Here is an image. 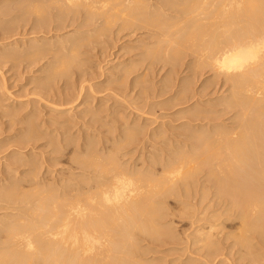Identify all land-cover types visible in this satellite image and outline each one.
<instances>
[{
  "label": "rangeland",
  "instance_id": "1",
  "mask_svg": "<svg viewBox=\"0 0 264 264\" xmlns=\"http://www.w3.org/2000/svg\"><path fill=\"white\" fill-rule=\"evenodd\" d=\"M17 1L19 2L20 0H15V1L13 0L14 3L12 2H6L7 4L0 3L1 11L5 10L4 7L6 6L9 7V4H11V6L16 4ZM44 1L42 0L41 2L44 6L47 4V6H45L47 7V11H44L45 13L48 12L49 10L50 11L54 10L53 8L49 9L51 5L55 4L56 6L59 4L57 0H55V2L54 0L52 1L50 0L53 4L49 0H46L47 3L44 4L43 3ZM145 1L147 2V0H144L142 2L140 1L142 3V6L145 4L144 6L145 8H147L148 7L147 5L150 4L151 2L152 7L150 4L149 5L150 8L148 7L147 9H149L150 12L153 11L154 13L153 12L149 13V10L147 9L145 10L148 12L149 15L147 14V12L144 13L143 10L144 7L138 10V12H142L143 15L147 14L146 15L147 17L150 16L151 14L152 17L150 16L151 19H149V22L146 16H145L146 21L145 18L141 16L142 13L140 14L139 17L138 12L136 13L135 11L127 12L129 15L128 16L126 15L127 13L125 10L122 11V8L121 10L119 8H118L119 10L117 8H113L114 10L111 9L116 4V2H118L119 5L120 4L127 5L128 0L127 1L113 0V3L112 0H110L108 1L109 4H107V7L104 8L105 10L103 8L102 10L100 7L97 8V10L95 9L96 11L92 10L91 12L92 14L94 13L96 17L99 16V18H97V20L95 21L96 17L91 19V15L86 13V11L90 8L89 7L90 4H87L88 9H86L87 5L83 4L85 3V0H83L81 6L77 7L75 5L78 11H76L77 10L76 7L73 6V4H71L72 7L67 12L68 14L66 13L64 16L54 15L55 18L54 17L53 18L55 20L51 18L55 22H57L58 19L61 20V21L59 20L60 22H63L61 23L63 24L61 25V27L62 26L64 27L62 28L60 27V29H56V28L49 29L47 27H44L43 30L41 26H40V30L36 29L35 27L39 28L38 26L39 24L35 27L34 25H36V23H42L41 20L40 22L39 19H37L38 22L36 20L34 21V19H36V16L34 17L33 14L32 15L34 19L31 18L32 16L29 15V13L28 14L26 13L27 14L26 15L24 12V15H26V17H24L23 15L21 16L23 11H20L21 12L20 13L17 10L16 11L13 10L14 16L16 15L15 18L18 19V20L16 19V21L22 24L24 27L22 26L18 27L19 29L21 28L20 31L18 28H16L17 31L14 30L15 29L14 28L13 29L14 32L11 33L12 32L11 31L9 33V38L7 37L8 34L7 36L5 35L8 39L6 37H3L2 35L3 33L0 34V53L3 55L1 56L0 54V188L3 185V189L5 190L6 189L5 187L8 188V186H6L8 184L6 183L11 184L12 182H14L15 184L17 183L16 181L23 183L22 189L20 186V191L21 192L26 191L27 193L29 192L32 193L34 191L35 184L39 185V183L40 186L38 187L41 188L48 187L50 189L51 187L58 188V186L59 187L63 186V188H69L70 186L71 188L74 187L76 188L78 187L76 185H78L80 180L82 181L80 182V184L85 183L89 181V179H92L93 176L101 174V171L99 172L98 169L93 170L94 172H90L91 175L90 173H88L89 171L86 173V170L82 168L84 167L83 166L84 163L82 162L83 160H86L87 158V161L91 160L90 162L95 164L94 160L96 159V164H98V166L100 164L103 165L107 164L106 168L104 167L105 168L104 170L110 167L108 166L109 159H110L109 165L110 164L113 165V160H115L114 166L119 167V169L122 168V170L123 169L128 170L133 174L134 178L136 174H138L136 178H140L142 176L144 178L145 176L153 178L151 179L153 180L152 181L153 184L151 183V186H148L150 185L149 183L148 185L144 184V187H146L148 190L149 187L150 189H153L152 187L153 185L154 187L155 185H157L158 187L160 185L159 188L157 186L155 187L157 190L153 189L154 193L157 191L156 193H158V196H160V198L158 199L156 198L155 199L156 202L154 201L153 202L154 204L153 203L151 204L152 206L155 207H157L156 206L157 204H160L158 205L160 208L161 207L163 208L164 206V208L161 211L164 212L162 214L163 219L159 220V222H161L160 225H158L159 223L157 225L155 224V226H157V229L161 231V233L158 234L152 233L148 236V234L145 233L146 234L145 235L141 230H138V232L136 230L134 233L136 236V240H134L135 239L134 236H132V239L134 240L135 243H137L136 244L137 246L134 245L133 241H131V238H129L130 240L128 238H127L128 240L125 238L123 240H126L125 242L131 241L134 247L131 245L132 244L131 242H127L125 244V242L124 243L122 242L123 240L121 241L122 243L120 242L122 245L118 244L119 246L121 245V248L118 247V245L114 246L115 251L117 250L116 247L120 249L119 252L121 253L120 255H122L120 257L126 259L128 257L127 255L129 254L128 251H130L131 254L135 252V254L133 253L132 255L133 258L135 255L134 258L135 260L134 259H133L134 261L132 259L130 260V257H132L131 254H129L130 256L127 259L131 262L133 261L134 264L135 262L137 264L138 261L139 262L141 261L143 264H258L259 262L253 260L252 257L248 254L250 253V251L253 252L254 250H256L258 252L255 253H257L258 255L260 254L259 259L262 261L264 260V253L262 252L264 251V233H263L264 231L262 232V235H260L261 233L255 232V235L256 233L259 234L256 236H254V233L251 234L250 232L245 231V228H243L244 231H242L243 226L240 225L241 224L240 222L234 224L232 220L228 219L229 217H231V214L235 218V215L237 213H235L234 208H231L228 205L229 207L225 209V207H227L225 205H223L224 207L221 205L218 206L214 205V203H212V199L214 198L210 196L211 193L207 192L208 196L205 199V201L206 200L207 201L201 203L200 200L204 201V199H201V197L202 198L204 197V195L201 196V193L202 190L205 188L202 187L200 188L199 180L203 181L204 179L207 178V176L204 175L203 174L204 172L202 173L200 170L196 172L198 168H196L194 171V173H197L198 176L196 174L195 176H193L194 175L193 170L196 164H200L201 161L197 159L195 160L193 158V160H195L196 163L192 165L193 167L191 166L192 167L191 173L190 171H188L189 167H185L187 168V170L185 169L186 174L193 173L192 175L193 178L197 176L196 178H194V180L191 177L192 179L190 180V183L194 182L195 180H196L195 182L198 183L191 184L192 187L190 189H189L190 187L189 185H183V184L181 185L179 182V181L182 182L181 179L186 175L185 173L179 174L180 176L184 175L183 177L181 176L182 178H180V180L175 178L174 180L176 181L170 180L167 185L165 186L163 185L164 180L166 181L168 177L171 178V176L174 174L172 171L174 169L176 170L177 167H173V168L171 167V169L169 168L167 169V171L165 170L164 172L160 171L161 172L160 173L158 172L159 170L157 169L158 168L157 164L159 166L166 157L167 158L172 157V159H176L175 157H178V155L181 157L182 155L186 156L188 152L190 154L192 152L195 154H197L198 152L200 153L199 150L197 151V148L193 149L195 146H198V144L201 145L200 142L202 143V140L198 139V136L202 134V132H200L199 130L203 128L202 131H204L206 130V127H208L207 130L205 131V134L208 133L207 136H210V132H211L212 133L211 137L215 135V133H217L216 130L218 132L219 131L229 132L233 128V126H236V124L232 123V121L234 120L232 117H234L236 113L234 111H231L229 113L225 112V108H224L225 104L223 105L224 102H222V105H220L221 104L220 102L222 101L220 98L224 100L226 98L223 97L226 96L229 97V95L232 94L231 91L232 88L231 89L229 88L230 85L229 84L226 85L225 83L217 84V82L215 84L214 82L216 81L217 78L213 71L210 72L207 69H204L203 70L204 72L201 70V72L204 73L203 75L200 74L201 72L199 71L197 73L195 71L196 69L194 66L196 65L197 62L194 59H198V58L196 57L193 58V56L195 55L190 54L191 50H189L188 47L186 49L185 45L181 46V44L183 43H181L178 40L179 37L177 34H180L177 32V30L180 29L179 24L185 27V30H189L191 28L189 27V23H187L186 25H184L185 23L183 22L180 23V19H182L183 16H185L184 13H181V8L185 6L190 7L189 3L191 2H188L190 0H176V1L173 0V2H171V0H166L167 2L170 1L168 2V4L173 3L174 6L172 5L173 6L172 7L170 6L171 4L170 5L166 4L167 7L165 6V8L157 6L156 5L157 1L155 0H149L150 2L148 1L149 3H147V5ZM141 3L139 4L141 5ZM179 3L182 5H180ZM111 5L113 6L111 7ZM153 5L156 7H154ZM108 6H110V10H111L108 11L110 12L109 15H111L112 17L116 15L115 14L116 12L117 13L119 12V14H117L116 17L113 19L111 16L108 15V13L103 14L104 11L107 12L106 9L109 8ZM73 7L76 10H73ZM80 7H82V11L80 10L81 9ZM84 8L86 10H83ZM115 9H117V11ZM172 9H174V11ZM178 9L180 10V12H178L179 11ZM73 11H75L76 14L81 13L80 16L78 14L76 16L79 17L77 18L75 16L76 18L73 19V15H75L73 14ZM15 12L18 14V16L17 14H15ZM97 12L99 14L100 13L103 14L104 16L102 17L101 14L99 15ZM121 12L122 13L125 12L126 14L123 13L124 15L122 14L121 16L120 15ZM2 13H0V24L3 22L4 25V23L6 24L8 22L7 21L8 18H9L8 20L11 21L10 16L13 17V15L7 16L6 14H4V12ZM54 13H58V12L55 10ZM112 13H114V15H112ZM129 13L130 14L134 13L135 17L134 18L131 17ZM87 14L89 15V17L85 16ZM136 14L138 15L136 16ZM46 15L48 16L47 13ZM155 15H157L159 18ZM180 15L182 16V18H180L181 17ZM68 16L69 18H67ZM153 16L154 19L156 18L158 19L154 21L152 19ZM171 16L172 18L176 17L175 19L177 22L174 21L175 19H171ZM65 17L67 19L64 22L62 21V19L64 20ZM107 17L110 18L108 20L109 22L107 21L108 19ZM137 17L138 19L140 18V20H137ZM89 19L91 20L89 21ZM162 19L165 22L167 21L166 23L173 24L171 26L173 27L174 32H171L172 36H170L171 38L169 37V39L173 38L172 40H175V42L173 41V43L176 44H173L171 42L172 40H168V37H166L167 38L166 41L164 35L161 34L162 33L161 31L164 30L162 29L161 26H159L161 24L159 21H163ZM71 20H75V21L71 22ZM84 20L87 23L91 22L94 24L90 23L91 25L89 24V26L85 25L86 27H83L85 23ZM150 20H152L151 22L153 23H150ZM81 23L83 24V26ZM176 25H178L177 30H176L177 28ZM44 26H46V24ZM167 27L170 29V26L166 25V28ZM172 27L170 30L173 31ZM87 28H90L89 31ZM79 31L81 33H84L83 35L85 36L86 40L89 41V43H87L86 41L87 46L86 44H83V48L78 49V51L69 48L71 51L68 52L69 49L68 50L66 48L63 49L61 45H63L64 43L66 44L68 40L71 39V36L73 38L76 37L77 35H80L82 37V34H80ZM12 34L15 36H13ZM86 35H89L90 37ZM175 36H177L178 38ZM62 37L63 39L61 40ZM57 39L61 40L63 43L62 42L59 43L60 41ZM65 39L68 40L65 41ZM163 39L165 40L166 43H164ZM177 40L179 42H176ZM55 41L58 42L57 43L58 45L55 43L57 46L51 47L50 50L51 53L53 52L55 54L61 53V55L66 54L67 56L70 53V57L73 60H72V64H69V66L67 65L61 66L60 65L61 62L60 61L57 62L58 58L56 57L59 54H57L56 56L55 54L52 55L50 51L47 49V47H50L52 43ZM40 45L44 46L43 48L46 49L47 51L44 52L43 56L36 55L38 52L37 49L42 47ZM172 45L174 48L175 45H177L176 48L179 47L178 51L180 54H182V56L178 53V56L180 55V57L179 58L175 57V55H177V53H175L177 50H174L175 51L174 52L173 51L174 48L172 49ZM60 46L61 49H59ZM53 47L55 51L53 50ZM55 47H57L60 51ZM158 48L160 50L163 48L162 49L163 52L158 50ZM167 48L168 49L171 48L170 50L174 52L172 54L174 55L173 59L175 57L177 58V60L176 59L172 60V58L168 56L170 55L168 54V52L171 53V51H169ZM23 49H27V52L26 50ZM150 50L153 51L150 52ZM157 50L160 51L161 53L157 52ZM165 50L167 51V53L165 52ZM186 50L188 51V54ZM63 51L65 53H63ZM74 51L77 52V54L74 53ZM182 51L185 53H181ZM12 52H15L16 54L20 53L19 56L17 55V57L19 58L16 59L17 57L16 58L13 57L14 59L13 60L10 55H9L10 57L7 56V53L12 55L13 54ZM152 53L155 57L152 56ZM23 54L26 55L24 56ZM72 54L77 55L78 58L75 57V55L74 57L76 59L74 57L72 58L71 56ZM33 55H35L36 57L38 56L39 59L36 58L35 56L33 57ZM185 55L186 57H184ZM55 59H57V61ZM35 60L36 62L34 63ZM175 61L176 64H174ZM59 65L62 68L60 67L58 68L57 66ZM192 66L194 71L191 69ZM56 68H58V70H56ZM54 69L55 71H53ZM61 71L63 73L60 74H63V76L59 74V72ZM54 72L56 73L54 74ZM194 72H196L197 75L200 74L201 76L199 75L197 76ZM193 73L196 76H194ZM52 75L53 76L56 75L53 81L58 78L54 82H52L51 79ZM46 76H50V77L47 78ZM211 80L213 81L215 80V81L212 82ZM50 81H51V85L49 84ZM47 82H49L48 85ZM209 82L210 83L212 82L213 87L209 86V88L207 87L208 88L207 90L205 86L211 85L209 84ZM184 83L187 85V88ZM192 86H194L193 87L194 89L192 88ZM163 87L167 88L165 89L166 93L163 90L164 89ZM184 87L185 89H189V90L191 87L190 92L193 94L189 93L190 95L189 94L188 95L191 96L190 98L192 97L193 98L185 101V103H182L184 102L183 101L184 98L181 95L182 93L180 94L179 91L181 90L182 92L184 90ZM195 88L197 89L200 95L197 94L198 92L196 91ZM161 90L163 92H161ZM204 90H206L205 91L206 93L204 92ZM68 91L72 92L73 95L72 101L70 100V98H72L70 97L71 93ZM176 91L179 93H177ZM194 91H196V93ZM200 91H202L203 93ZM178 94H180L179 97ZM76 95L78 96V98ZM74 96H75V100H74ZM175 97L177 100L175 102L177 103L174 104L173 98ZM178 101H180V103H178ZM199 108H201L202 110L201 109L198 110V112L200 111L201 112L197 113V109ZM216 109H218L219 111L221 109V113L225 112L223 113L222 117L220 118L218 117L219 115L221 116V113L218 112L219 113L218 114L217 113L218 110ZM209 110L212 112V114L209 112ZM215 110L217 114L215 113ZM188 111H189L188 114L189 116L187 115ZM192 113L194 115L200 114L198 118L204 115L203 117L206 118V120L202 117L204 121H202L201 118H199L201 121L196 119H195L196 121H193L195 117ZM208 114L209 116L207 117L210 120H208L207 117H205V115ZM224 114L226 115L224 116ZM211 115L217 117L211 119L212 117H214L212 116L210 118ZM231 119L233 120L231 121ZM199 124L201 129L198 127ZM201 124L202 126L203 125L204 126L202 127ZM211 124L214 128L211 126ZM30 125H32V127ZM220 126L223 127L220 128ZM224 126L225 127L230 126V127L225 128ZM215 127L218 128L216 129ZM228 128L230 130H227ZM208 130L210 131L208 132ZM214 130L215 132H213ZM33 131H35L34 134ZM27 135H29L30 138L34 136V138H32V141ZM21 138L22 139L27 138V140L29 138L31 144L28 147H22L21 149V147H18V145L20 144V140H22ZM195 139L198 140L199 143H197L198 141H196ZM61 151L64 153H62ZM180 152L183 153L181 154ZM190 154H188V156ZM193 155L194 154H191L190 156L193 157ZM89 157H93V158H89ZM75 159H77L78 162ZM79 163L81 164L83 163V164L81 165ZM103 165H100L99 169H101ZM155 166H156L155 168L156 170L153 169ZM152 169L154 172L152 171ZM101 170L104 172L103 169ZM200 173H202V175ZM34 176H36V178H34ZM29 178L30 180L36 179L37 182L39 183H37L36 180L34 182L32 180L31 182ZM43 178L45 179L46 184L44 183ZM155 178L157 179V183L159 182L158 179L162 178L163 183L159 182L161 184L159 183L157 184ZM200 178H202L203 180ZM23 179H25V181L29 180L27 184ZM22 183H17V184H22ZM33 184L34 186H32ZM161 185L164 186V188L166 187L165 189L164 188L161 189V191L163 190L162 191L163 194L160 192V188H162ZM29 186H32L33 188ZM172 186L175 187L171 189ZM186 187L187 189L185 190ZM3 189H0V191ZM172 190L173 191L175 190L176 192L174 191L171 193ZM203 191H207V190H203ZM15 193L18 194L19 193L18 190ZM187 201L189 202V204ZM206 203L208 204V207ZM210 203H212L211 207H210L211 205ZM0 204H3V202H1ZM13 205L14 203L10 205V208H8L9 206H6L5 204V208L7 207L6 209L2 207L0 208V222L4 218L5 221L8 220L10 216H11L10 219H12L13 217L20 216V213L22 214L25 212V211L22 212L21 210L27 209L26 207L30 206L31 203L16 204L14 205L16 206V208H14ZM2 206H4V204ZM17 206L20 208L24 206L25 208L22 207L20 210V208L18 209ZM216 206L221 208H218L219 209L218 210ZM222 210L227 213L230 211L233 213H230L229 215L227 213L223 214ZM205 211L207 212V214H204ZM30 212H32L31 209ZM208 217H209V221H208ZM204 223L206 224L212 223L217 225L214 228L215 231L214 229L210 231L208 227L207 229L205 227L206 225L204 226ZM0 224H2V222ZM200 224H202L203 226ZM199 225L200 228L201 226L203 227L201 230L199 228ZM158 226H160V229ZM204 229L206 230V232L207 230H209V234H207L208 232L206 233L205 231L204 234L203 233L201 234L200 231L203 232ZM139 231H141L140 233L142 234H140ZM218 232L219 234H217ZM247 232L253 237H251L250 240H247L250 237V235H248L249 237H247L246 240L244 238L245 243L246 241L247 242L249 241V243H246L247 245H245L243 244L244 241H242L240 239L241 237L239 236ZM205 233L206 235H208V237L205 235ZM201 235H204V237L207 239H205ZM237 237H239V239ZM213 241L215 242L213 243ZM247 246H249L250 249ZM129 247L130 249L132 247L131 249L132 251L127 250L129 249ZM216 250L217 252L215 254L214 252ZM126 253L128 254L126 255ZM116 256L119 257V255ZM245 256H247V258H245ZM136 259L138 261H136ZM139 262L138 264H142ZM259 264H264V261L263 263H259Z\"/></svg>",
  "mask_w": 264,
  "mask_h": 264
},
{
  "label": "bare ground",
  "instance_id": "2",
  "mask_svg": "<svg viewBox=\"0 0 264 264\" xmlns=\"http://www.w3.org/2000/svg\"><path fill=\"white\" fill-rule=\"evenodd\" d=\"M41 1L42 0H20L19 2L17 1L16 4H14L12 6L9 3H8L9 7H7L5 5L6 6V7H4L5 10L3 9L4 11H1V9H0V13L4 12V14H6L7 16L13 15V17L10 16L11 21L8 20L9 18L8 19L6 18L8 22L6 24L4 23V25H3V22L1 23L2 25L0 24L1 25L0 26V29H1L0 34L3 33L2 34L3 37H6L8 34L7 37L9 38V33L11 31H12L11 33H13L14 30H16V28H18L20 26L24 27L22 24H20L19 22L16 21L17 18H15L16 15L14 16L13 10H15V11L17 10L19 12L23 11L21 16L23 15L24 17H26V15L28 13H29V15L32 16L31 18H33V15H34V17L36 16V19L33 18L34 21L35 20L37 21V19H39V22H40V20H41L42 23H36V25H34V27H35L39 24L38 25L39 28L35 27L36 29L40 30V26L43 28V30H44V27H47L49 29H53V28L60 29L61 25H63L61 23H63V22H60L61 20L60 19L57 20V18H56L57 22H55L54 21L55 20L54 15L55 16L56 15L57 16H59V15L64 16L71 9V7H72L71 4H73V6L76 5L77 7H79V6H81V4L83 2V0L82 1L81 0H57L59 4L57 3L58 5H56V6H55V4L51 5L49 3L51 5V6L49 5L50 6L49 9L53 8L54 10H52V11L49 10L50 12L49 11L46 12L48 14V16H47L46 13L44 12V11H47V7H45V6H47V4H46L47 2H46V0L45 1L43 0L44 1L43 3L46 4L44 6ZM108 1H110V0H85V3H83V4H85V5L90 4L89 9H88V5L86 6V9H88L87 10L88 12L86 11V13L91 15V19H93L96 16L94 15V13L93 14L91 13L92 10H95V9L97 10V8H99V7L101 9L102 8L104 9L105 7H107V4H109ZM114 1H116V0H114ZM140 1L142 2L144 0H128L127 5H125V4L119 5L118 4L119 1H118V2H116V4L114 6L111 5V7L113 6L111 9H113V8L118 9L119 8L121 10V8H122V11L125 10L126 13L127 12H134V11L136 13V12H138V10H140L141 8L144 7L143 10L145 13V12H147L145 9H147L150 4L152 7V3L149 0H147V2L145 1L146 5H147V3L150 2V4L147 5L148 6L147 8H145V6H144L145 4L142 6V3ZM155 1H157L156 2L157 6L163 7V8H165V6L167 7L166 4H168V2H170V1L167 2L166 0H155ZM6 2L14 3L13 0H2V1H0L1 4L6 3ZM54 2H55V0H54ZM138 2L141 3V5ZM171 2H173V0H171ZM188 2H191V3H189L190 7L185 6V7L181 8V13H184L185 16H183L181 14L184 18L183 19L182 16L180 15L181 16L180 18H182V19H180V23L183 22V23H185L184 25L189 23V27H191V28L189 30H185V27L181 26L178 23L180 26V29H178V25H176L177 28L176 27L175 28H176V30L178 29L177 32L180 34H177L179 38L177 36H175V37H177L178 40L181 43H183V44H181V46L185 45L186 49L188 47V49L191 50L190 54L195 55V56H193V58L194 57L198 58V59H194L197 62V63L195 62L196 65L193 64L195 66V69H196L195 71L197 73H198V71L201 72V70L203 71L204 69H207L210 72L213 71L215 73V76L217 79L215 78L216 79V81L214 80L215 82L213 80H211L212 82H214L215 84L217 82V84L225 83L226 85L227 84L230 85L229 88L230 89L232 88L231 89L232 94L229 95V97H227V96L223 97V98H226L224 100L222 98H220L222 100L220 102L221 103L220 105H222V102H224L223 105L225 104V106H224L225 112L229 113L231 111H234L236 113L235 116L232 117L234 120L231 119V121L232 120L234 121V122L232 121V123L236 124V126H233V128L231 130L228 128L227 130H230L229 132H222V131L218 132L216 130L217 133H215V135H213L211 137V134H212L211 132H210V136H207V134H208L207 132H206L207 134H205V131L207 130L208 127L205 126L206 130L202 131L203 128L201 129L200 124H199L198 127L201 130H199V129H197V130L202 132V134L200 136H198V139L202 140V143L200 142L201 145L198 144V146H195L194 148L193 147L192 148L193 149L197 148V151L199 150L200 153L198 152L199 154L198 153L195 154L192 152L191 154H194V155H193V157H191L190 156L191 154L186 150L188 152L186 154V156L188 158L191 157L192 159L191 158L188 159L185 155H182V157L178 155V157H180V158L175 157L176 159H172V157H170V158L166 157L159 166L157 164V167H158L157 169L159 170L158 172H160V171L164 172L165 170L167 171V169H169V168L171 169V167L172 168L177 167L176 168L177 171L175 169L172 171L174 174L172 176L170 175L171 178H169V177H168V179L165 178L166 181L168 180L167 183L164 180L163 185L165 186L168 184V182L170 180L173 181L175 178L180 180V178H182L184 175L183 176L181 175L182 176L181 177L179 174L180 173L184 174L186 172L187 168H185V167H189L188 171H190V173H191V171H192L191 168L193 167L192 165H194L196 163V161H195L196 159L201 161L200 164H196V166L193 170V173H194L195 169L198 168V170H196V172L200 170L202 173L204 172L203 173L204 175L207 176L206 179H204L202 177L204 180L202 178H200L203 181L199 180L200 181L199 182L200 188L202 187V188H205L203 190H207V191L202 190L201 196L204 195L205 198L201 197V199H204V201L200 200L201 203L207 201V200L205 201V199L208 196L207 192L211 193L212 195L210 194V196H212V198H214V199H212V203H214V205H217V206L218 205H221V206L225 205V206H227V207H225V209H227L229 206L231 208H234L235 213H237L235 215V218L232 216V214H231V217L228 218V219L232 220V222L234 224L240 222L241 223L240 225L243 226L242 229L245 228V231H248L251 234L254 233V236L259 235L257 233L255 235V232L261 233L260 235H262V232L264 231V0H190ZM112 3H113V0H112ZM85 5H83V6H85ZM168 5L172 6L173 3H169ZM180 5H182V4H180ZM180 5H178V6H180ZM170 6H168V7H170ZM77 7H76V9H77ZM108 7H109L108 8L109 10L106 9L107 12L104 11L103 14L108 13V15H109L110 12H108V11H111V10H110V6H108ZM154 7H156V6H154ZM80 8H81L80 10L82 11V7H80ZM76 9H74V7H73V10H76ZM86 9L84 8L83 10H86ZM117 9H115V10L117 11ZM174 9H176V8H174ZM174 9H172V10L174 11ZM55 10L58 13H54ZM147 10H149V9H147ZM152 10H153V8H152ZM178 10H176V11H178ZM76 11H78V9ZM89 11L91 14L89 13ZM116 11H114V12H116ZM24 12H25V14L26 13L27 14L24 15ZM100 12H102V11H100ZM151 12H153V11H151ZM151 12L149 10V13H151ZM178 12H180V10ZM123 13L126 14L125 12H123ZM123 13L121 12L120 15L122 16ZM138 13H139V17H140V14L142 12H138ZM2 14H1V16H2ZM15 14H17V13L15 12ZM73 14H75V15H73V19H74L77 17L76 15H78L79 13L76 14V12L73 11ZM80 14H79V16H80ZM88 14L85 16L89 17ZM103 14H101L102 17L104 16ZM115 14L117 15V14H119V12L118 13L116 12ZM147 14H148V12H147ZM112 15H114V13H112ZM116 15L114 17H112L111 15H109V16H111L113 19L116 17ZM126 15H128V13ZM130 15L133 18L135 17L134 13H131ZM137 15L138 14H136V16ZM146 15H143V13H142L141 16H143L145 18ZM176 15H177V13H176ZM17 16H18V14H17ZM150 16H151V14H150ZM150 16H148V17L146 16L148 19V22H149V19H151V17H152V16L151 17ZM155 16H157V15H155ZM19 18H20V16H19ZM31 18H29V19H31ZM51 18H53L54 20H52ZM58 18H60V17H58ZM67 18H69V16ZM67 18L65 17L64 20L62 19V21L65 22V20ZM97 18H99V16H97L95 18V21L97 20ZM158 18H156V19H158ZM166 18H165V20H166ZM175 18L174 17L172 18V16H171V19H175ZM6 19H5V22H6ZM91 19H89V21ZM109 19L110 18H108L107 21ZM152 19L154 21L156 20V19H154V16ZM75 20H71V22L75 21ZM137 20H140V18L138 19V17H137ZM145 21H146V18H145ZM151 21L152 20H150V23H153ZM174 21H176V19ZM81 22H83V21H81ZM84 22H85L84 26L81 23L83 27H86L85 25L89 26V24L91 23V22L87 23L85 20H84ZM159 22L161 23V24L158 23V24H160L159 26H161L162 29L164 30V31H161L162 32L161 34L164 35L165 40L167 41L166 37H168V40H172L173 38L169 39V37L172 36L171 32H174V29L171 26L173 24L166 23L167 21L165 22L164 20L159 21ZM45 24H46V26H44ZM91 24H94V23H91ZM14 25H15V27H14ZM166 25L170 26V29L172 27L173 31L170 30L168 27L166 28ZM164 26H165V28H164ZM62 27H64V26H62ZM20 29H19V31H20ZM87 29L89 31L90 28H87ZM54 31H56V30H54ZM82 32H83V30H82ZM177 32H175V33H177ZM80 34H82V37L80 35H77L78 37L76 36L74 38L71 36L70 40H68L69 38L65 39V41L68 40V42L66 44L64 43L63 45H61V44L60 45L63 47V49L66 48L68 50L70 48L73 50L75 49V51L76 50L78 51V49L83 48V44H86V46H87V43H89V41L86 40L85 36L83 35L84 33L80 32ZM173 35H174V33H173ZM11 36H10V39H11ZM13 36H15V35H13ZM86 36L90 37L89 35H86ZM30 39H32V38H30ZM62 39H63V37L61 38V40ZM57 40H59V39H57ZM61 40H59L60 41L59 43L62 42ZM165 40H164V43H166ZM178 40L176 42H179ZM86 41H87V43H86ZM173 41L175 42V40H172L171 42L173 43ZM25 43H26V41H25ZM53 43L57 44L58 42L55 41ZM53 43L50 47H47V49L49 51L51 50L52 46L58 45V44L54 45ZM164 43H162V44H164ZM173 44H176V43H173ZM40 46H42V45H40ZM61 46L59 47V49H61ZM176 46L177 45H175V48H174L172 45V49L174 48L173 51L174 50L178 51L179 47L176 48ZM43 47L44 46L37 49L38 50L37 54L35 52L34 53L36 55L43 56L44 52L46 51V49H44ZM78 47H80V48H78ZM13 48H14V46H13ZM28 48H30V47H28ZM55 48L58 49L57 47H55ZM70 49L68 52L71 51ZM162 49L160 50L158 48V50L163 52ZM170 49L171 48H169L168 50L171 51ZM23 50H26V52H27V49H23ZM53 50H54V47H53ZM67 50H65V51H67ZM158 50H157V52L161 53ZM7 51H9V50H7ZM49 51H48V53H49ZM75 51H74V53L77 54V52H75ZM79 51H81V50H79ZM152 51L150 50V52H152ZM173 51H171V53L168 52V54H170V55L166 54L170 58H172V60H174V59L177 60V58H175V57L179 58L180 55L182 56V54H180L179 51L178 52L174 51L175 53H177V55H175V57L173 59V56H174V55H172L174 53ZM148 52H149V50H148ZM165 52L167 53L166 50H165ZM186 52L188 54L187 50H186ZM12 53H13L12 55L7 53V56L8 57L11 56L12 59H13V57L16 58L17 55L19 56V54H20V53L16 54L15 52H12ZM50 53H51V51H50ZM63 53H65V52L63 51ZM153 53H155V52H153ZM153 53H152V56L155 57L153 55ZM178 53L180 54L179 56H178ZM181 53H185V52L182 51ZM28 54H27V56H28ZM51 54L54 55L55 53L53 52ZM57 54H59V53H57ZM57 54H55V56ZM74 55L73 54L71 55L72 58L74 57ZM186 55L184 57H186ZM1 56H3V55L1 54ZM20 56H22V55H20ZM24 56H22V57H24ZM34 56L35 55H33V57ZM58 56H56L58 58V61H57V59H55V60L57 62L60 61L61 66H63V65L69 66V64H72L73 59H71L70 53L68 54V56L66 54L61 55V53ZM50 57H52V56H50ZM75 57L78 58L77 55H75ZM18 58L19 57H17L16 59H18ZM36 58H38V56ZM165 58H163V59H165ZM24 59H26V58H24ZM75 59H74V62H75ZM33 60H34V58H33ZM154 60H157V59H154ZM35 62H36V60L34 61V63ZM74 62H73V64H74ZM167 63H168V61H167ZM174 64H176V61L174 62ZM60 65L57 67L59 68ZM178 65H180V64H178ZM55 67H56V65H55ZM58 68H56V70H58ZM60 68H62V67H60ZM191 69L193 70V66L191 67ZM60 70H62V69H60ZM67 70H65V71H67ZM53 71H55V69ZM56 72H58V71H56ZM56 72H54V74ZM196 72H194V73L197 75ZM203 72H201L200 74L203 75L204 74ZM60 73H63V72L61 71V72H59V74ZM175 74H177V73H175ZM195 74H194V76H196ZM200 74H198V75L201 76ZM60 75L63 76V74H60ZM55 76L56 75L51 76L52 82H54L58 79L57 78L53 81ZM46 77L49 78L50 76H46ZM61 79H62V77H61ZM212 79H213V77H212ZM171 80H172V77H171ZM212 82L211 83L209 82V84H211V85L205 86V88L207 90H208L209 86L213 87ZM48 83L49 82H47V85H48ZM189 83H188V85H189ZM45 84H46V82H45ZM49 84L51 85V81ZM215 84H213V85H215ZM190 86H191V84H190ZM166 87H168V86H166ZM166 87H163L164 89L163 88H161V89H163L165 91V89H167ZM193 87L194 86H192V88ZM186 88H187V85H186ZM188 88H189V86H188ZM71 91H73V90H71ZM80 91H81V89H80ZM190 91H191V87H190V90L185 89V87H184V90L182 92H181V90L179 91L180 94L182 93L181 95L184 98V99L182 98L184 101L182 103H185V101L193 98V97L190 98L191 96H189L190 95L189 93H191ZM196 91H197V89H196ZM196 91H194V92L196 93ZM205 91L206 90H204V92ZM231 91H230V93H231ZM68 92H70V91H68ZM161 92H163V91L161 90ZM167 92H168V90H167ZM179 92H177V93H179ZM200 92H202V91H200ZM70 93H71V96L70 95L69 96L72 97V98H70V100L72 101L73 95H72V92H70ZM70 93H68V94H70ZM165 93H166V91H165ZM180 94H178V97L180 96ZM191 94H193V93H191ZM197 94H199V92ZM176 96H177V94H176ZM77 98H78V96H77ZM74 100H75V96H74ZM175 101H177L176 97L173 98L174 104L177 103ZM178 103H180V101H178ZM174 104H172V105H174ZM200 109L201 108L197 109V113L201 112V111L198 112V110H200ZM216 110H218V109H216ZM216 110H215V113H216ZM222 111H223V109H222ZM191 112H192V110H191ZM209 112L212 114V112L210 110H209ZM218 112L221 113V109H220V111L218 110L217 113ZM225 112H223V113H225ZM223 113H221V116L219 115L218 117L219 118L222 117ZM188 114H189V111H188L187 115ZM187 115H186V117H187ZM225 115L226 114H224V116ZM198 116H200V114L194 115L195 118L192 117V118H194L193 121H196V120L201 121L199 118L202 119V117L204 115L202 116V113H201L202 117L198 118ZM207 116H209V114L205 115V117H207ZM212 116H214V115H211L210 118ZM190 117H191V115H190ZM215 117H217V116H214L211 119H213ZM192 118H190V119H192ZM204 119L206 120V118H204ZM207 119H208V117H207ZM208 120H210V119H208ZM202 121H204V120L202 119ZM212 124H211V126H212ZM206 125H208V124H206ZM218 125H219V123H218ZM30 126L32 127V125H30ZM201 126H202V124H201ZM222 127L223 126H220V128H222ZM227 127H230V126H227ZM227 127H225V128H227ZM199 131H197V132H199ZM209 131L210 130H208V132ZM224 131H226V130H224ZM30 132H32V131H30ZM34 132L35 131H33V134H34ZM213 132H215V130ZM27 134H29V133H27ZM27 136L30 138L29 135H27ZM29 138H28V140H27V138H23L24 140L21 138L22 140H20V144L18 145V147H21V149H22V147H28L31 144ZM32 138H34V136ZM32 138H30L31 141H32ZM33 140H36V139H33ZM196 141H198V140H196ZM59 142H60V140H59ZM197 143H199V141ZM194 144H196V143H194ZM191 149H190V151H191ZM58 151H60V150H58ZM62 153H64V152H62ZM188 154H190V155L188 156ZM60 158H62V157H60ZM89 158H93V157H89ZM193 158L195 160H193ZM78 159H79V157H78ZM75 160L77 161V159H75ZM90 161L91 160L87 161V158H86V160L82 161L84 163V165H83L84 167H82V168L84 170H86V173L88 171H89L88 173L94 172L93 170L98 169L99 172L101 171V174L93 176L94 179L92 177V179H89V181L86 180L87 182L83 181L85 183L80 184V182H82L80 180L78 185H76V186H78L76 188L75 187L71 188V186L69 188H63V186H61V187L58 186V188L55 187L56 189L54 187L53 188L51 187L50 189L48 187L47 188H41V187H38V186H40V183L37 182L36 179H34V180L32 179V180H33V182L36 180V182L39 183V185H37L35 183H34L35 186H34V184L32 185L35 187L34 191L31 190V191H33L32 193L31 192L27 193L26 191L21 192L20 186L22 189L23 183L19 182V181H16V182L22 183V184H17V183L14 184V182H12L11 184L6 183V184H8V185H6V186H8V188L4 186L6 188L5 190L3 189V185L1 186L0 189H3V190L0 191V203L3 202L4 206H2L3 204H0V208L1 207L5 208V204H6V206H9L8 208H10V205H12L13 203H14V205L20 204V203L21 204L22 203H26V204L31 203V205L27 206L26 207L27 209H25V210L24 209L21 210V208L24 206H22L21 208L17 206L18 209L20 208V210L22 212L23 211L26 212L28 209L29 210L26 213L25 212L22 214L20 213V216L16 215L18 217H13L12 219H10L11 218V216H10V218L8 220L5 221L4 220L5 218H4L1 221L2 224H0V264H134L133 261L135 260L134 259L135 255H134V258L132 255H133V253L135 254V252H133L131 254V252L128 251L129 254H131V256H132V257H130V260L134 259L131 262L127 259L130 256L128 253H126V255L128 254L127 255L128 257L126 259H124V258L120 257V256H122V255H120L121 253L119 252L120 249H118L116 247L117 250L115 251L114 246L121 244L122 242L124 243L126 241V240H123L124 238L125 239L131 238V241H133L134 245L137 246L136 245L137 243L134 242V240H136V236L134 234L136 230H137V232H138V230H141L144 234L145 233L148 234V236L152 233H157V234L161 233V231H159L157 229V226H155V224L157 225L159 223L158 225H160L161 222H159V220L163 219L162 214L164 212H161V211L164 208V206H163V208L162 207L160 208L158 206L160 204L156 205V203H155V205L157 207L152 206V204H151L154 201L156 202V200H155L156 198L157 199L160 198V196H158V193H156L157 191L155 192L156 194L154 193V190L156 189L155 187L157 185H155V187H154V185L152 186L154 190L150 189V187L147 190V188L144 187V184L148 185V183H149L150 185H148V186H151V183L153 181L151 179H153V178L146 177V176L144 178L142 175L141 176L144 179L142 177H140V175H139L140 178H136V176L138 175V174H136L135 175L136 179H135L133 177V174L131 172H129L128 170H126V169L122 170V168L119 169V167L114 166L115 160H113V165L112 164L109 165L110 159L108 160V166H110V167L107 166L108 168L106 170H104V169L106 168L107 164H105V163H104L105 165L100 164V165H103L102 166L103 168L101 167V169H103L104 172L101 169H99L100 165L98 166V164H96V159L94 160L95 164L90 162ZM192 162H193V164H192ZM111 163H112V161H111ZM79 164H81V163H79ZM129 168H131V167H129ZM155 168H156V166L153 169L156 170ZM153 169H152V171H153ZM183 170H185V171H183ZM95 172H97V171H95ZM133 173H134V171H133ZM193 173L192 174H186L185 173L186 175L181 179L182 182L179 181L180 184L181 185L182 184L183 185H189L190 187L189 186H187V187H189V189H190L192 187L191 184L198 183V182H195L196 180L194 182L190 183V180L193 178V176H195V174L197 175V173H194V175H193ZM202 173H200V174L202 175ZM90 175H91V173H90ZM196 177H194V178H196ZM34 178H36V176H34ZM146 178H149V179H146ZM162 178H164V177H162ZM162 178L158 179L159 182H161V183H163ZM194 178H193V180H194ZM23 180L25 181V179H23ZM29 180H30V178H29ZM32 180H30V181L32 182ZM155 180L157 183L156 178H155ZM28 181H25L26 184ZM43 181L46 184L45 179ZM43 181H41V182H43ZM174 181H176V180H174ZM161 183H159V184H161ZM173 184H174V182H173ZM176 184H177V182H176ZM32 186H29V187L33 188ZM164 186H162V188H160L161 193L163 191V190L161 191V189H163ZM177 186H179V185H177ZM143 187H144V189H143ZM159 187H160V185H159ZM173 187H175V186H172L171 189ZM187 187L185 188V190L187 189ZM17 190L19 192L18 194L15 193ZM175 190H176V188H175ZM174 191L172 190L171 193ZM165 192H164V194H165ZM168 192H170V191H168ZM162 194H159V195H162ZM64 196H66V197H64ZM32 198H34V199H32ZM162 199H163V197H162ZM157 203H159V202H157ZM212 203H210L211 204L210 207L212 206ZM188 204H189V202H188ZM14 205H13V207L16 208V206H14ZM207 207H208V204H207ZM218 208H221V207H217V209ZM30 209L32 210V212H30ZM205 210H206V208H205ZM228 210H231V209H228ZM225 211H227V210H225ZM205 212H204V214H207V212L206 213ZM184 213H185V210H184ZM222 213L225 214L227 212H224L222 210ZM230 213H233V212L230 211L227 214L229 215ZM220 214H221V212H220ZM221 216H223V215H221ZM208 221H209V217H208ZM226 221H227V219H226ZM202 224H200V225H202ZM219 224H220V222H219ZM200 225H199V228H200ZM202 226H201L200 230L203 228ZM204 226L206 228L208 227L209 230L211 231L217 225L212 224V223H207V224L204 223ZM158 227L160 229V226H158ZM209 230H207L208 233L206 232L205 229L203 230V232L200 231V233L204 234V231H205L207 234H209ZM141 231H139V233ZM214 231H215V229H214ZM242 231H244V229ZM242 231H240V232H242ZM248 232L243 233L240 236L237 234L239 237H241L240 239L242 241H244L243 244H245V245H247L246 243H249V241L248 242L246 241V243H245L246 238L249 237L248 235H250V234H248ZM206 233H205V235H206ZM140 234H142V233H140ZM217 234H219V232ZM132 236H134V238H135L134 240L132 239ZM148 236H146V237H148ZM201 236L204 237V235H201ZM206 236L208 237V235H206ZM239 237H237V238L239 239ZM251 237H253V236L250 235V237L247 240H250ZM260 237H262V236H260ZM244 238H245V240H244ZM258 238H259V236H258ZM205 239H207V238H205ZM200 240H201V238H200ZM131 241H127V242H131ZM215 241H213V243ZM127 242H125V244ZM131 243H129V244H131ZM133 243L131 245L134 247ZM216 243H218V242H216ZM121 245L120 246L118 245V247L121 248ZM248 245H250V244H248ZM247 247L250 249L249 246H247ZM262 248H263V246H262ZM131 249H132V247H131ZM131 249L129 247V249H127V250H131ZM125 250H124V252H125ZM118 252H119V254H118ZM216 252H217V250L214 253L216 254ZM255 252H258V251H256V250H254L253 252L250 251V253L248 255H250L253 260L258 261L259 263H263L264 260L262 261L259 259L260 254L258 255ZM262 252L264 253V251H262ZM259 253H261V252H259ZM114 254L119 255V257H117ZM247 256H245V258H247ZM262 257H263V255H262ZM262 257H261V259H262ZM136 261H138V260L136 259ZM138 262H137V264H138ZM139 263H142V262L140 261ZM135 264H136V262H135Z\"/></svg>",
  "mask_w": 264,
  "mask_h": 264
}]
</instances>
